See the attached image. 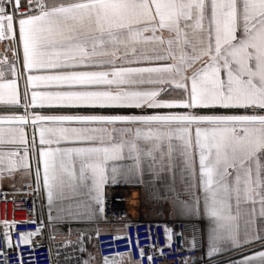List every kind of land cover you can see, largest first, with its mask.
I'll return each instance as SVG.
<instances>
[{"label": "snow or ice", "instance_id": "1", "mask_svg": "<svg viewBox=\"0 0 264 264\" xmlns=\"http://www.w3.org/2000/svg\"><path fill=\"white\" fill-rule=\"evenodd\" d=\"M4 41L0 104L23 113L0 115V182L34 175L26 187L46 197L47 227L107 223V186L178 159L188 198L173 188L170 211L203 218L207 264H264V0H0ZM28 223L37 227L14 233ZM44 227L0 221V264L12 251L23 264L21 247ZM104 234L129 251L98 259L93 234L73 240L71 228L60 248L77 264L163 255L137 234L136 259L130 235Z\"/></svg>", "mask_w": 264, "mask_h": 264}, {"label": "built area", "instance_id": "2", "mask_svg": "<svg viewBox=\"0 0 264 264\" xmlns=\"http://www.w3.org/2000/svg\"><path fill=\"white\" fill-rule=\"evenodd\" d=\"M28 184H32L34 188V179L23 183L21 188L16 191H0V221L7 218L16 221L36 220L39 223L43 220L45 224L41 234L34 238L35 247H21L20 254H23V264H77L78 252L72 247L60 248L63 240L50 238L53 236L47 227L42 193H36L27 188ZM107 197L108 222L98 225L102 234L98 240L95 237L99 256L129 251L126 240H114L111 235L104 234L110 232L130 235L132 238L130 250L134 258L139 259L136 245L137 234H139V247L145 248L146 252L152 251L148 248L151 244H158L163 249L162 256H157L153 252V264H182L185 258H187L188 264H207V246L202 243V222L200 220L195 222L176 220L157 222L146 216L133 219L130 217L127 195L122 189H108ZM36 227L37 224L32 223L17 225L14 233L34 230ZM166 227L173 231L171 248L166 246ZM193 234L197 238L196 248L189 250ZM0 247H3L2 241H0ZM57 249H59L60 255H56ZM18 256L17 252L12 251L8 257L10 264H17ZM144 264H148L147 259L144 260Z\"/></svg>", "mask_w": 264, "mask_h": 264}, {"label": "crops", "instance_id": "3", "mask_svg": "<svg viewBox=\"0 0 264 264\" xmlns=\"http://www.w3.org/2000/svg\"><path fill=\"white\" fill-rule=\"evenodd\" d=\"M8 48V42H0V59L3 58L5 54V49ZM21 62H22V50H21ZM9 60L12 59L11 51L7 52ZM20 67V65H18ZM19 87L21 93H23L24 84L23 81H19ZM0 111L10 112L8 114L0 115H10L13 112L17 114L23 113L22 105L19 107H10L0 104ZM29 139H31V128L26 129ZM34 179L33 176H27L22 171H17L14 176L6 178L4 181L0 182V191H16L21 188L22 184ZM187 182V177H182L180 172V164L177 159L175 166L172 170L161 169L159 164L153 165L151 169L148 167V162L143 165V176L140 182L137 181H121L111 186L106 187V192L108 189L119 188L122 189L127 195V202L130 207V217L139 218L140 216H146L152 221H166V220H176L184 222H195L200 220L202 222V243L207 246L206 236L203 235L205 229V221L203 218H178L171 211L172 203V189L174 188L177 192L181 193L182 198H188V194L185 191V185ZM193 193H197V189H193ZM42 204L46 215L48 216L47 200L42 193ZM245 207L244 205L241 206ZM233 209L235 210V205L233 204ZM55 214V213H53ZM48 222V221H47ZM98 227V225L87 223L82 224L79 222H65L60 225H56L54 228H49L51 235L54 239L64 240L69 228L72 230L71 239H75L78 232L84 230L86 232L93 234V241L95 242V235L93 229ZM96 249V247H95ZM97 255L99 259V254L93 252ZM207 259H209L207 257ZM227 259V256L220 257V261Z\"/></svg>", "mask_w": 264, "mask_h": 264}, {"label": "rangeland", "instance_id": "4", "mask_svg": "<svg viewBox=\"0 0 264 264\" xmlns=\"http://www.w3.org/2000/svg\"><path fill=\"white\" fill-rule=\"evenodd\" d=\"M127 203H128V202H127ZM91 244H92V245H95V243H94L93 240H92ZM89 247H90V250H92L93 252H96V249H95V248H92L91 245H89Z\"/></svg>", "mask_w": 264, "mask_h": 264}, {"label": "trees", "instance_id": "5", "mask_svg": "<svg viewBox=\"0 0 264 264\" xmlns=\"http://www.w3.org/2000/svg\"><path fill=\"white\" fill-rule=\"evenodd\" d=\"M8 113H10V112H2V111H0V114H8Z\"/></svg>", "mask_w": 264, "mask_h": 264}]
</instances>
